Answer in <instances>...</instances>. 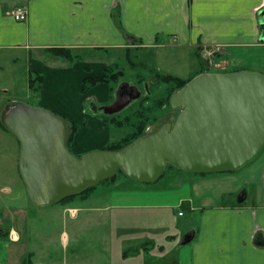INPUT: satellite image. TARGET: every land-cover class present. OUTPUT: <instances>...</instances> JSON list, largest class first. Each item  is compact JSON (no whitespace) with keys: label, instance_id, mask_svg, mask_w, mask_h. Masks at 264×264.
I'll return each mask as SVG.
<instances>
[{"label":"crops","instance_id":"1","mask_svg":"<svg viewBox=\"0 0 264 264\" xmlns=\"http://www.w3.org/2000/svg\"><path fill=\"white\" fill-rule=\"evenodd\" d=\"M23 6L27 17L17 21L12 14ZM263 8L264 0H0V51L24 53L27 80L29 70L44 74L39 99L45 107L76 122L78 131L69 149L80 156L103 149L113 140L112 126L85 107L87 103L108 105L110 85L98 84L81 93L83 79L102 75L109 63L83 59L70 64L47 49L103 52L131 47V40L153 47L168 38L184 49L219 47L229 71L262 72L264 34L259 11ZM35 51L58 59V63L38 58ZM124 178L112 185L111 193L118 200L112 202L108 213L131 219L163 216L162 226L142 228V235L148 234L149 239L173 220L170 211L174 217L176 213L190 215L182 231H193V239L174 244V235L162 234L161 242L167 239L173 245L157 264H264V148L250 163L231 173L201 176L175 172L166 176V185L155 189ZM127 182L129 186H121ZM243 193L245 199L239 202Z\"/></svg>","mask_w":264,"mask_h":264},{"label":"rangeland","instance_id":"2","mask_svg":"<svg viewBox=\"0 0 264 264\" xmlns=\"http://www.w3.org/2000/svg\"><path fill=\"white\" fill-rule=\"evenodd\" d=\"M131 43V47L103 52L71 49L74 53L83 54V59L115 63L117 69L123 71V77L113 85L108 105L116 100L117 89L122 83L136 86L140 92L139 98L131 100L115 113L120 119H130L124 127H112L113 140L132 133L144 118L147 128L143 135L154 123L178 116L179 110L170 106V97L180 88L176 89L175 83L162 81L159 77L172 75L191 80L200 70L198 53L208 61V72L229 71L228 60L222 56L219 47L196 45L192 49H184L168 38H162L159 45L153 47L139 45L136 40H131ZM127 49L130 50L129 56H126ZM34 54L38 58L44 57L42 59L50 64L58 63V59L44 56L42 51H35ZM59 60L66 64L65 59ZM27 67L21 50L0 51V116L10 100L49 109L39 99V92L29 89ZM260 70L264 72V69ZM74 94L71 90L72 97H75ZM168 97L169 104L160 107L158 101ZM94 106L103 108L105 105L87 103L85 107L88 112L91 109L105 114L103 109L94 110ZM49 110L64 116L59 110ZM19 149L18 140L0 126V264H25L27 259L28 264H157L163 259L162 254L173 245L167 239L161 242L163 235H174V244L185 236L182 225L190 217L187 213L185 217L177 213L174 217L170 211L169 216L173 220L151 239L148 234L142 235V228L162 226L165 221L163 216L131 219L114 212L109 214L112 202L118 200L111 193L113 183L98 184L86 197L76 196L49 206L32 204L19 171ZM175 172L180 171L168 165L165 176L152 184H141L133 178L131 181L140 187L160 188L169 180L166 176ZM124 177L120 174L118 179ZM196 218L193 223H196ZM64 233L67 238H64ZM147 245L152 248L145 249Z\"/></svg>","mask_w":264,"mask_h":264},{"label":"water","instance_id":"3","mask_svg":"<svg viewBox=\"0 0 264 264\" xmlns=\"http://www.w3.org/2000/svg\"><path fill=\"white\" fill-rule=\"evenodd\" d=\"M259 19L264 34V8ZM139 97L136 86L122 83L116 100L102 109L112 115ZM170 106L179 110L177 117L154 123L122 149L80 156L67 146L71 122L49 109L10 101L1 122L20 142L19 171L36 206L80 195L118 170L145 184L160 179L168 165L192 174L234 172L264 148L263 72L200 73L171 95ZM244 199L245 193L238 197ZM193 237L186 233L182 243Z\"/></svg>","mask_w":264,"mask_h":264},{"label":"trees","instance_id":"4","mask_svg":"<svg viewBox=\"0 0 264 264\" xmlns=\"http://www.w3.org/2000/svg\"><path fill=\"white\" fill-rule=\"evenodd\" d=\"M46 51L49 52L53 56L65 59L70 64L83 60V54L74 53L69 48L54 47V48L47 49ZM129 51H130L129 49L126 50V56H129ZM218 56H220V54ZM197 57H198L199 64H200V70L197 74L208 72L209 71L208 61L203 60L200 53L197 54ZM116 66H117V64H115V63L109 64L106 67V69L102 75L86 76L82 82L81 93L85 94L91 88L95 87L98 84H102V83L103 84H109L111 87V90H112L113 85L118 83L120 81V79L123 77V71L117 69ZM224 72H228V71H224ZM44 78L45 77H44L43 73L29 70L28 71V86H29V88L33 89L36 92H39L41 90ZM159 79L162 81L175 83L176 89L183 87L190 80V79L189 80H183L181 78L174 77L172 75L161 76V77H159ZM164 104H169V97L166 99H162V100L158 101V105L160 107H162ZM57 115H59V114H57ZM99 116L103 121H105L106 123H108L112 127H124L127 123H129V119H130L128 117H126L125 119H120L119 117H117L118 115H115V114L114 115L100 114ZM140 116H142V113L140 114ZM140 118H142V117H140ZM144 119H142L143 121L134 127L135 130L132 133L123 136L119 140L110 141L105 147H103V150H110V151L120 150L123 147L130 144L131 142H133L135 139L139 138L141 135H143V133L145 132V130L147 128L146 121H145L146 119L145 120ZM69 121L71 122L72 131H71L70 139L67 143L68 147H70V145H71V143H72V141H73V139H74V137L78 131V126H77L76 122L71 121V120H69ZM84 124H87L86 119L84 120ZM0 126L7 131V129L4 127V125L1 122V117H0ZM170 166H172V165H170ZM172 167L179 170V171H182V170H180L174 166H172ZM226 173H231V172H226ZM120 174H122L125 177H128L122 172V170H118V172L113 177L104 179L100 183H115L118 180ZM195 175L205 176V175H210V174H195ZM164 176H165V172L161 178H163ZM96 186L86 190L85 192H83L82 194L77 195V196L86 197L88 194H90V192H92V190H94L96 188ZM74 197H76V196L66 198L60 202H66V201L72 200ZM28 262H29L28 259L24 261L25 264H28Z\"/></svg>","mask_w":264,"mask_h":264},{"label":"built area","instance_id":"5","mask_svg":"<svg viewBox=\"0 0 264 264\" xmlns=\"http://www.w3.org/2000/svg\"><path fill=\"white\" fill-rule=\"evenodd\" d=\"M27 12H28L27 8L23 6V7H18L17 9H15L12 15L17 21H21L27 17ZM209 55L211 56L212 53L210 52ZM182 214H183V211H180L179 215H182Z\"/></svg>","mask_w":264,"mask_h":264},{"label":"flooded vegetation","instance_id":"6","mask_svg":"<svg viewBox=\"0 0 264 264\" xmlns=\"http://www.w3.org/2000/svg\"><path fill=\"white\" fill-rule=\"evenodd\" d=\"M10 101H11V100H10ZM10 101H9V102H10ZM98 105H102V104H98ZM99 107H100V106H99ZM99 107L94 106L93 109H94V110H97V111H100L102 108H99ZM7 131H8V130H7ZM8 132H9V131H8ZM18 142H19V141H18ZM19 143H20V142H19ZM19 151H20V149H19Z\"/></svg>","mask_w":264,"mask_h":264}]
</instances>
